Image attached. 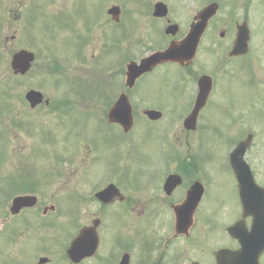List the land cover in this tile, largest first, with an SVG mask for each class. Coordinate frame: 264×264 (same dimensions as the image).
I'll use <instances>...</instances> for the list:
<instances>
[{
  "label": "flooded vegetation",
  "instance_id": "af4514ba",
  "mask_svg": "<svg viewBox=\"0 0 264 264\" xmlns=\"http://www.w3.org/2000/svg\"><path fill=\"white\" fill-rule=\"evenodd\" d=\"M154 4L149 8L151 21L163 22L166 27L170 24L169 19L153 17ZM52 14L51 21L52 18L61 19L63 11L54 10ZM99 25L96 20L91 29H85V39L81 43L75 41L77 34H73L71 27L65 30L57 27L55 32L51 30L53 37L49 51L38 56L37 62L44 69L49 68L58 74L60 80L67 79L65 83L68 85L62 92L65 97L53 99V106L64 107L68 116L71 111L96 113L106 128L101 127L99 135L114 136L116 147L124 152L129 151L132 140L136 138L148 146V136L154 133V156L156 154L158 162L152 165H119L118 160V165H99L96 169L92 164L100 155L91 139L93 135L86 132L66 137L69 150L64 152V161L58 146L62 138L56 133L55 144L48 146L51 162L44 171V183H40L42 177H36L32 179L36 188L21 194L35 196L32 197L34 205L14 212L7 208V215L1 211L6 216L0 218V264H218L221 250H226L225 264H264V165H247L249 172L242 170L240 196L231 165H200L199 155L187 154H197L196 151L202 150L200 125L201 122L212 123L216 115L213 107L220 109L230 105L231 109L250 96L259 99L264 108V82L258 87H243L235 82L236 91L227 93L229 83L223 84L241 67L226 66L229 61L223 58V54L207 52V57L206 52L197 51L195 58L187 64L159 65L141 74L128 87L125 83L126 63L138 62L141 58L120 54L118 28L113 25L110 41L105 39ZM79 28V22H75L74 30L79 31ZM168 43L158 46L155 51L164 49ZM104 50L109 52L110 67L113 61L118 63L117 67L106 72L109 73L106 75L109 77V86H106L109 91H104L103 87L91 92L89 88H78L86 84L89 64L95 67ZM227 55L228 60L241 58ZM206 73L211 78L206 102L197 112L195 129H187L185 120L191 115L199 94L198 80ZM110 78L117 79L114 88V81ZM167 95L173 99V106L162 102ZM122 96L131 107L129 129L121 125V110L111 118L108 116ZM42 107L48 106L38 104L31 111H39ZM172 107L178 109L179 114L176 115ZM146 111L160 115L149 118ZM219 112L217 116L224 113L222 109ZM172 116L167 123L171 134L155 133L153 128L160 127ZM227 118L225 144L233 149L251 137L244 159L248 162V155L256 158L263 155L264 142L254 145L257 128L250 129L244 116L243 119L231 115ZM140 130L145 135H141ZM263 132L260 138H263ZM172 137L177 140L176 165L167 162ZM34 174L36 176L35 171ZM216 176L220 180L226 178L225 185L231 188L232 201L218 199L216 184L212 190ZM51 183L57 188L47 195L44 188ZM62 189L63 193L60 192ZM48 215H54V218H48ZM63 219L70 229L66 241L57 245L49 223L59 220L63 223ZM16 223L18 225H14ZM83 228L95 230L98 239L95 245L81 242L74 246L72 241ZM3 239L7 244L2 245ZM140 242L144 243L143 249Z\"/></svg>",
  "mask_w": 264,
  "mask_h": 264
},
{
  "label": "rangeland",
  "instance_id": "374dc122",
  "mask_svg": "<svg viewBox=\"0 0 264 264\" xmlns=\"http://www.w3.org/2000/svg\"><path fill=\"white\" fill-rule=\"evenodd\" d=\"M156 1H162L168 6V18L173 23L179 25L181 34L186 32L193 16L202 7L210 2H216L219 5L217 15L209 24L199 49L200 53L206 52L205 56L207 57L208 53L211 54L210 52H217L219 55L222 54L223 49L226 47L225 45L229 44V39L232 40L233 38L234 21L241 23L244 16H246L251 34L249 51L245 58L241 60L240 64L243 66L242 70H240L241 72L227 79L226 83L223 85L229 83L227 85V93H234L236 91L235 82H238L243 87H250L252 85L256 86L259 80L260 82L262 80L264 81V0H53V3L51 0H37V4L36 0H0V191L9 193V201L13 195L17 194L16 192L19 193L36 188V183L32 179H37L36 176H40V174L44 172L41 171L40 167L48 168L47 155L49 157L51 155L48 145L55 144L56 142V124L54 123V120L56 122L57 118L56 114L51 113L48 107H42L39 111H30L22 100L25 91L28 89H38L44 92L45 97L52 101L53 98L57 100L65 97V94L62 92L64 88L68 87L67 83H65L67 79H65V81L61 80L60 88H56V85H54L55 80H52V73H49L50 71L47 69H42V66L38 65V62L34 64V67L25 78L13 76L9 67L11 54L19 48H25V46L26 48L29 46V50L35 52L37 56L43 55L44 51L48 53L49 50L46 49V45L50 38L52 39L53 37L50 36L48 28L53 29L55 32L57 27H61L64 30L71 27L73 34H77V39L75 41L81 43L85 39V29H91L97 19H100L99 27L102 30L101 33L104 30V37L111 41V25H114V23L105 12L111 5H118L121 8L120 22L118 23V32L122 46L121 50L124 54L134 55L135 57L142 56L145 52H151L163 42L162 27L165 26L163 22L157 26L153 25V28H156V30L154 33L150 34L151 15L149 14V7ZM35 6H37V10L42 16L51 17L54 10L63 11V16H61V19L53 18V28L50 27V22L49 24L45 23L44 28L42 25V16L40 14H34L32 11L31 17L35 27L34 25L29 27L25 11ZM65 9L67 10L64 13ZM19 13H23L24 15L22 21L16 18ZM75 22H79L80 24L79 31L74 30ZM223 29L226 31L224 39L219 37L220 31ZM12 36H14L13 40H11ZM65 37H67V35ZM166 40H170V38H166ZM42 42L43 44L41 47L40 45ZM50 49H52V46H50ZM103 52L104 53L96 62L97 65L95 67H91V64H89V71L84 81L86 84L83 83V85L78 88H89L88 91L91 92L93 89L103 87L104 91H109L106 87L109 86V84H107L109 82V77L106 76L109 75V73L106 72L117 67L118 63L117 61H113L110 67L109 52L105 50ZM228 65L231 67L234 66V63L230 61ZM155 78L156 76L151 80ZM110 79L113 80L112 78ZM116 80L117 79L114 78V82H112L113 88L116 86ZM146 86L148 87V84ZM146 102L148 103V100ZM162 102L169 106H173V99L170 95L165 96ZM151 103H153V101H151ZM3 104H6L4 109ZM213 105L218 107V105ZM174 109L176 115L179 114V110L176 108ZM221 109L225 114L223 113L222 116H217L220 114L219 110ZM213 110L216 112V115L213 116L212 123L201 122L200 125V132L203 133L202 150L196 151L197 154H192L190 152L187 154L188 156L199 155L200 165H227V154L230 148L226 149L221 145L225 141L227 134L225 128L228 125L227 120L229 118L227 117L231 115L232 117L236 116L243 119L242 116H244V119H249L251 124H249V126L257 128L260 137L262 130H264V108H262L259 99L249 96L246 100L240 101L239 105L232 106L231 109L230 105H225L220 109L219 107H213ZM237 110L239 113H237ZM65 114L68 118L66 117L63 123H65L70 133L77 134L86 132L93 135L91 139L94 141L95 148L100 155V158L98 157L92 164L95 165L96 169L99 165H118V160L119 165H152L154 163L153 160L158 162V158L155 157L156 154L154 156V133L148 136V146L144 141L136 138L132 140L129 151L124 152L116 147V139L114 136L105 135V137H101L99 135L101 133V127H103L104 130H106V128L101 125V120L96 113H76L71 111L69 116L67 112H65ZM168 114L170 115L171 111L168 112ZM23 116L34 119L27 120L22 118ZM204 117L206 118L205 115ZM169 118L170 119H167L160 127L155 126L153 128V130L155 129V133L159 135L171 134V127H167V123L173 116ZM222 120H224L223 123ZM13 121L17 122V127L13 125ZM19 121L23 123V126H26L25 132H23ZM35 124H37L36 127ZM3 127H5L6 131L5 139L8 140L5 144L2 140ZM67 129H63V125L57 129L60 131L57 136L62 138L63 141L62 147V141L59 140L58 144L61 152H67L69 150V141L66 139L68 134H65ZM34 130L46 133L41 139L34 138L36 137ZM26 131H28V134ZM139 133L145 135L143 130H140ZM68 138H70V136H68ZM172 138L175 148V146H177V140L174 137ZM253 140H255L254 145L260 144V140L257 136ZM263 140L264 132L262 141ZM100 144L101 148L98 149ZM4 145L6 149L5 153ZM36 146L38 147L37 152L34 149ZM253 149L256 150L255 147ZM261 151L264 153V146H262ZM33 152L36 153L35 157H31V159L27 160L26 157ZM169 152H171L170 148ZM172 152L174 155L168 158L169 165H176L178 154H176V149L172 150ZM263 156L264 154L257 159L254 156L248 155V159L251 165H262L264 162ZM63 157H65V154ZM209 158H211L210 161ZM35 161L39 164L35 165ZM49 162H51V159H49ZM34 171L36 172V176ZM54 177L55 176H51L50 178ZM44 179L46 178H43L40 183H44ZM214 182L211 187L213 190L214 184H216L218 199L225 200V202L232 201L233 199L230 198L231 188L225 185V183H227L226 178L220 180L216 176ZM16 188H18L17 191L10 192V190ZM56 188V185L51 183L50 185H46L44 190H46L47 195H50L55 192ZM60 192L63 193V189ZM0 194H2V192ZM63 200H65V197ZM5 207L7 209V204ZM218 211L219 205L217 204V215ZM48 218H54V215H48ZM60 220L58 222L49 223L51 232L56 235L54 242H56L57 245L66 241V236L70 229L66 225L64 219L63 223H61ZM14 225H18V223ZM1 242L2 245L7 244V240L5 239ZM140 243V248L143 249L144 243Z\"/></svg>",
  "mask_w": 264,
  "mask_h": 264
},
{
  "label": "water",
  "instance_id": "95a60500",
  "mask_svg": "<svg viewBox=\"0 0 264 264\" xmlns=\"http://www.w3.org/2000/svg\"><path fill=\"white\" fill-rule=\"evenodd\" d=\"M161 5H156V8L160 7L164 12H166V7L164 5ZM217 8L218 6L215 3L209 4L208 6L203 8L195 16V20L191 24L188 33L181 41L170 44L165 51L153 53L150 56L142 59L138 65L134 63L129 64L127 66V81L130 83L133 82L138 75L145 71L151 70L155 65L159 63L166 61H175L178 63H182L183 61L190 60L195 54L200 37L202 36L207 26L208 20L216 13ZM171 29L172 32H174V30H176V27L173 26ZM237 29L238 32L236 34V38L232 47V54L245 53L247 51V41L249 37L246 24L243 23L240 26L238 25ZM30 60H32V55L28 52L21 51L14 54L11 61V66L14 70V73L25 72L28 68ZM204 81H207L206 78H202L200 80V83ZM27 98L32 102V104H34L40 102L42 96L38 92L31 91L27 94ZM199 100L197 102V106L201 105ZM120 104L122 105V102H120ZM249 140L250 138H248L247 142ZM247 142L240 143L230 155V163L235 169L240 170L243 168V165H246V163L242 159V156L244 154L246 145L248 144ZM22 199V197L15 198L13 200V206H20ZM87 233L91 234L90 230H81L79 238H77L76 241L78 242L90 240L91 236L83 238L80 237L86 235ZM92 236L96 240L95 233L92 234ZM222 262L224 261L222 260Z\"/></svg>",
  "mask_w": 264,
  "mask_h": 264
}]
</instances>
